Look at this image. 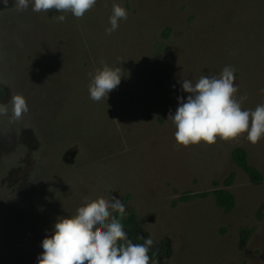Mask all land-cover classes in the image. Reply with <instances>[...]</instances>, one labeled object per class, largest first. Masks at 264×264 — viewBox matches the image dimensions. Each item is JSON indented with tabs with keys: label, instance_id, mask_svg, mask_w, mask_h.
<instances>
[{
	"label": "rangeland",
	"instance_id": "rangeland-1",
	"mask_svg": "<svg viewBox=\"0 0 264 264\" xmlns=\"http://www.w3.org/2000/svg\"><path fill=\"white\" fill-rule=\"evenodd\" d=\"M113 4L128 18L108 36ZM14 6L0 0V103L22 94L29 112L0 116V264H38L58 218L113 196L158 248L167 243L160 264H264V139L185 148L167 121L189 95L184 79L226 66L242 108L264 104V0H97L81 19ZM101 61L122 78L95 102L88 73ZM216 191L232 196L230 212Z\"/></svg>",
	"mask_w": 264,
	"mask_h": 264
},
{
	"label": "clouds",
	"instance_id": "clouds-1",
	"mask_svg": "<svg viewBox=\"0 0 264 264\" xmlns=\"http://www.w3.org/2000/svg\"><path fill=\"white\" fill-rule=\"evenodd\" d=\"M96 3L97 0H15L14 7L23 12L31 5L37 13L55 9L81 19ZM127 18V10L113 4L110 27L105 29V34L110 36L120 21ZM55 19L64 22L66 17L58 15ZM101 64L102 67L88 73L89 96L95 102L105 101L122 78L121 67H112L103 61ZM234 73L233 67L226 66L218 76L201 75L195 83L183 80L182 91L189 95L186 100L177 98L175 114L169 113L167 119L175 126L177 145L185 148L202 142L213 145L218 138L227 142L245 134L252 145L264 139V104L254 110L242 108L247 94L237 97L239 89L234 83ZM9 103L10 109L8 104L0 103V116L8 117L9 123L20 121L29 112L22 94L12 95ZM113 213H118L120 218L126 215L125 206L118 198L113 196L111 201L104 197L86 198L74 215L58 218L51 236L42 241L43 253L38 257V264H160L149 255L154 240L149 237L142 238L143 243H133L121 219Z\"/></svg>",
	"mask_w": 264,
	"mask_h": 264
},
{
	"label": "trees",
	"instance_id": "trees-1",
	"mask_svg": "<svg viewBox=\"0 0 264 264\" xmlns=\"http://www.w3.org/2000/svg\"><path fill=\"white\" fill-rule=\"evenodd\" d=\"M232 158L236 163V165L247 174L251 183H253L254 185L261 184L262 176L255 168L251 167L248 164L246 153L243 150L241 149L235 150L232 154ZM213 194L216 199L217 206L223 209L227 213L230 212L234 205L232 196L226 191H216ZM120 219L124 225V228L128 234L129 239H131L133 243H143L144 242L143 239L149 238L147 235L141 233L135 216L132 215L130 217L127 218L123 217ZM244 245H245V239L243 240L241 247H243ZM149 255L152 257V259H158L159 261L162 260L164 257H167L168 255L167 243L165 242L161 243L160 248H158L154 244L152 250L149 252Z\"/></svg>",
	"mask_w": 264,
	"mask_h": 264
}]
</instances>
